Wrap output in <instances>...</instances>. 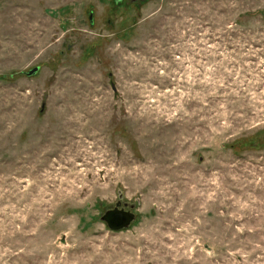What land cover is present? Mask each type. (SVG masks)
Listing matches in <instances>:
<instances>
[{"label": "rangeland", "instance_id": "374dc122", "mask_svg": "<svg viewBox=\"0 0 264 264\" xmlns=\"http://www.w3.org/2000/svg\"><path fill=\"white\" fill-rule=\"evenodd\" d=\"M123 1L0 0V264H264V0Z\"/></svg>", "mask_w": 264, "mask_h": 264}, {"label": "water", "instance_id": "95a60500", "mask_svg": "<svg viewBox=\"0 0 264 264\" xmlns=\"http://www.w3.org/2000/svg\"><path fill=\"white\" fill-rule=\"evenodd\" d=\"M134 1V0H132ZM92 19V15L90 16ZM39 70V67H33L29 71L24 72L26 75H33ZM101 220L114 230H122L128 228L135 220L136 214L132 211H121L109 208L101 215Z\"/></svg>", "mask_w": 264, "mask_h": 264}, {"label": "flooded vegetation", "instance_id": "af4514ba", "mask_svg": "<svg viewBox=\"0 0 264 264\" xmlns=\"http://www.w3.org/2000/svg\"><path fill=\"white\" fill-rule=\"evenodd\" d=\"M123 2H125V0H124ZM130 208H131V207H130ZM113 209H115V210H121V211H132L131 209H127V206L121 204L120 202H119L118 205L116 204V205L113 207ZM132 212H133V211H132Z\"/></svg>", "mask_w": 264, "mask_h": 264}]
</instances>
